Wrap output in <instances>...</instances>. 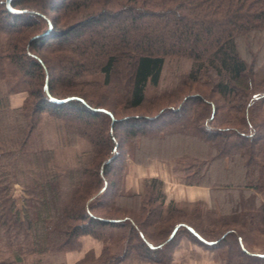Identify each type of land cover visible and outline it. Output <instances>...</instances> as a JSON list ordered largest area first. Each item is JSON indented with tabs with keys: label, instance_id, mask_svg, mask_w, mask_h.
<instances>
[{
	"label": "trees",
	"instance_id": "1",
	"mask_svg": "<svg viewBox=\"0 0 264 264\" xmlns=\"http://www.w3.org/2000/svg\"><path fill=\"white\" fill-rule=\"evenodd\" d=\"M0 30L10 36L0 50V264H53L50 255L80 249L85 235L111 239L115 228L123 250L100 264H172L183 238L222 264H264V253L227 226L235 217L200 228L188 220L213 213L203 201L166 202L157 177L145 178L141 192L126 187L130 161L157 158L228 201L235 188L229 214L256 206L240 193L264 195V126L256 123L264 0H0ZM182 58L189 68L160 91L167 60ZM213 98L228 126L218 124ZM82 139L88 147L62 169L57 147ZM257 206L264 228V203ZM150 216L163 223L160 237L144 227ZM107 250L73 264H97Z\"/></svg>",
	"mask_w": 264,
	"mask_h": 264
},
{
	"label": "rangeland",
	"instance_id": "2",
	"mask_svg": "<svg viewBox=\"0 0 264 264\" xmlns=\"http://www.w3.org/2000/svg\"><path fill=\"white\" fill-rule=\"evenodd\" d=\"M9 42H10V36L4 31L0 30V50H3V47L6 45V43H9ZM243 53L248 58V51L246 50L244 52L243 50ZM258 63L260 66L262 67L264 66V51L262 54V58L258 60ZM189 66H190V61L185 58L167 60L163 73H162V79H161L159 90L163 91L165 89H168L172 85H174L176 80H178L177 79L178 75L181 72L187 70ZM87 88H88L89 93L98 92V95H99L101 92H103V90L97 91L96 90L97 87L94 86L93 84L88 85ZM105 92L107 93V91ZM24 93L25 91L21 90L14 96L13 100L16 101L15 103L21 102L24 96ZM101 98L102 100L104 99L103 96H101ZM212 100L217 108L215 118L218 121V124L222 126H228L230 123H228L224 118H221L227 109L225 108V106L223 105V103L220 101L219 98H213ZM104 101L108 102L109 100L105 99ZM256 104H258V102ZM147 105L150 106V103H148ZM259 108L261 110L259 111L260 115H258L256 123L258 126L263 127L264 126V111H263L264 105L261 104V107ZM118 112L120 114L122 113V111H120L119 108L117 109V114ZM124 112H129V111L125 110ZM136 112L140 113V112H146V111L141 109ZM148 113L153 114L152 112H148ZM240 120H241V117L238 119V121ZM45 123H44L43 129L45 132L46 142H48V144L52 146H55L58 143V138H57L55 129L49 123H46V124ZM262 130L264 131V127L262 128ZM262 139L264 140V137ZM147 146L149 147V145ZM87 147H88V143L83 139L80 140L78 144L75 146L64 147V148L57 147L56 162L62 169L65 168L67 165H72L74 164L76 160V153L80 152L83 149H86ZM150 177H157L162 180V190H163V193L166 195V202L175 201L177 203H182L184 201H200L201 200L206 204V207L214 210L213 213H209V212L200 213L199 212V215L196 214L194 215V217L190 216V219L188 220L189 222L196 224L200 228H203V227L210 228L212 227V225H209L210 224L209 220L211 218L219 217L220 215H222V217H227L226 220H228V218L235 217V222L230 223V221H227L228 223L227 226L237 229L240 232L248 248L252 249L255 252L264 253V228L260 227L257 224L258 222H255V219H258L257 217H255L257 215V208H258L257 205L264 203L263 194H260L257 192L255 197H253V193L251 190H244V192L240 193L241 195H244L246 198H249V199L253 198L256 206H254L251 209L247 208V209L240 210V213L242 214L240 215V217H238L236 213L229 214L230 210L235 206V199L239 198L238 197L239 193L235 188H231L229 189V191H227L228 195L231 194L229 195L230 200L228 201L227 199H225L224 195H217V193L213 192L210 186L203 185V184L184 183L183 180L181 179L180 173H178L175 170L174 163L170 160H160V159L154 158V159H149L144 164H138V163H134L130 161L128 164V170L126 174V187L127 189L133 192H141L143 188V180L145 178H150ZM15 194L16 195L21 194V187H16ZM117 205L119 206V208L124 209L123 208L124 206H122L123 204L121 202L118 201ZM180 208L187 209L185 205H182V204ZM135 211L138 212L137 210ZM210 214L212 217H209V219H207L208 215ZM238 218H240V220ZM154 220H155V217L150 216L148 219H146L143 222V224H144V227L149 232L156 235L157 233L161 231L160 229H163V223L158 225L154 222ZM215 227H218V226H215ZM120 234H121V229L115 228L113 229V237L108 240H98L92 236L85 235L81 237L83 244L80 249L64 252L62 254H56L54 256L50 255L49 260L53 264H62V263L73 264L76 260L82 258L86 254L98 255L100 251L102 250V247L105 246L108 248V250L106 254L103 256L104 258L101 260L99 259V262L97 264L104 262L106 259H109L111 262H113V258L115 257V254L123 250V246H124L123 240L119 239L118 237L120 236ZM159 235L160 234H157L156 237H160ZM228 238L233 240L232 236L231 237L229 236ZM183 240H189V239L183 238L180 244L183 242ZM196 244L199 245L198 243ZM189 248H190V245H187V247L185 248L187 251L186 253H190ZM221 248L222 249H220V252H224L225 250L228 249V246L222 245ZM206 250L210 252L209 249H206ZM109 253H111V255ZM210 253H213V252H210ZM215 253H213L214 258L217 255V253L216 255ZM175 254L176 253H174V260L172 264H188L189 263V260H185L181 256L179 257L178 254H176L175 256ZM200 254L206 256V253L203 254L202 251H200ZM216 259L214 260L218 262L219 260L217 261ZM219 263L222 264L220 261ZM133 264H157V263L135 261L133 262ZM161 264H165V263L162 262Z\"/></svg>",
	"mask_w": 264,
	"mask_h": 264
},
{
	"label": "crops",
	"instance_id": "3",
	"mask_svg": "<svg viewBox=\"0 0 264 264\" xmlns=\"http://www.w3.org/2000/svg\"><path fill=\"white\" fill-rule=\"evenodd\" d=\"M187 245H190V253H186L187 251L185 248ZM200 251H202L203 254L206 253V256L200 254ZM210 252L190 240H183V242L176 248L175 253L178 254L179 257H183V259L189 260L188 264H220L218 259H216V257L214 258L213 253ZM214 259H216L218 262H216Z\"/></svg>",
	"mask_w": 264,
	"mask_h": 264
}]
</instances>
